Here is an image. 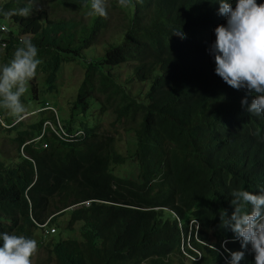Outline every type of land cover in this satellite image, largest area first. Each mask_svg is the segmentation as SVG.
I'll list each match as a JSON object with an SVG mask.
<instances>
[{
    "label": "trees",
    "instance_id": "1",
    "mask_svg": "<svg viewBox=\"0 0 264 264\" xmlns=\"http://www.w3.org/2000/svg\"><path fill=\"white\" fill-rule=\"evenodd\" d=\"M90 4L0 0V24L16 27L3 36L8 45L0 64L9 62L20 37L31 38L41 61V81L36 75L39 84L29 81L21 97L35 117L12 125L18 118L0 109L10 126L0 127L9 144L0 147V231L35 240L48 222L54 233H44L51 238L46 246L40 242L48 258L30 257L31 264H227L222 242L229 240L230 250L239 243L218 227L219 212L233 210L232 190L264 188V116L245 112V90L213 71L207 49L213 28L224 23L218 5L106 0L99 17L89 14ZM25 6L32 9L26 17L18 14ZM100 44L101 54L88 53ZM71 62H81L83 79L62 117L66 109L58 113L57 102L38 93H53L61 67ZM122 64L130 74L120 82L113 67ZM134 81L147 88L132 94ZM106 111L115 114L117 134L134 135L132 156L120 154L117 136L89 120ZM46 121L69 137L49 130L34 141ZM76 131L84 135L73 136ZM129 158L135 179L114 171ZM197 253L198 260L185 256ZM244 253L240 264L252 259Z\"/></svg>",
    "mask_w": 264,
    "mask_h": 264
},
{
    "label": "clouds",
    "instance_id": "2",
    "mask_svg": "<svg viewBox=\"0 0 264 264\" xmlns=\"http://www.w3.org/2000/svg\"><path fill=\"white\" fill-rule=\"evenodd\" d=\"M212 2L218 5L217 14L224 17V23L213 28L214 39L207 49L214 61L213 71L232 88L245 90L246 95L240 99L245 112L264 116V0ZM31 11V7L25 6L18 9V14L26 17ZM89 14L104 17L106 0H91ZM176 30L181 36L184 35L179 28ZM5 35L0 33V38ZM37 52V46L31 38L25 37L15 47L9 62L0 64V109L13 117L19 118L25 112L21 97L41 62ZM229 195L233 210L228 213L226 209H221L218 227L231 232V239L239 243V249H227L230 241L222 242L229 257L227 264H240L245 249L252 254V259L241 264H264V188L257 191L234 189ZM192 224L193 228L200 230L197 221H192ZM47 225L48 222L41 227L48 231L51 228ZM197 242L214 248L199 238ZM186 246L190 248L189 242ZM36 250L35 240L0 231V264H31L30 257ZM185 256L192 261L200 259V254L195 257L189 254Z\"/></svg>",
    "mask_w": 264,
    "mask_h": 264
},
{
    "label": "rangeland",
    "instance_id": "3",
    "mask_svg": "<svg viewBox=\"0 0 264 264\" xmlns=\"http://www.w3.org/2000/svg\"><path fill=\"white\" fill-rule=\"evenodd\" d=\"M5 24H6L7 28H9V29H15L16 28L15 25L12 24L10 21L5 20L4 25ZM0 33H1V31H0ZM3 33H8V31L3 32ZM0 39L5 41L4 38H0ZM7 45H8V42H7ZM6 48H7V46L5 48H2L0 46V59L5 56L4 49H6ZM102 52H103V48H102L101 44L98 45L97 47H95V51H88V53L90 55H95V54L99 55ZM83 71L84 70H83V66H82L81 62H77V63L71 62L69 64H66L63 67H61V69L58 73L57 80H56V89L53 91V93L48 92L46 90L45 91L43 90V92L38 93V94L41 93L45 98H47V100L50 103H53V100H55L57 102V104H54V106L57 109L58 113L60 112L59 107H61V109L65 108L66 109L65 111L61 110L62 117H68L69 100H71L74 97L75 90L78 87V85L80 84V81L83 79ZM113 71L117 77V80L120 82L124 81L127 78V76L130 74L129 67L124 65V64L113 67ZM40 73H41L40 69L36 71V75L38 76V81H41L40 80ZM36 75L32 79L37 84H39L37 79H35ZM147 85H148L147 83H141L140 81H134V82L128 83V90L131 91L132 94L137 95L138 91L140 89L145 90L147 88ZM27 86H28V84H26V87ZM28 109L29 108L26 106V110L22 114L23 116L25 115V117L21 121L28 122L31 118L35 117L33 115H35L37 113V111L27 113L29 111ZM48 109H52L54 111V108H52L51 106H49ZM0 115L2 117H4L3 114L0 113ZM77 119H78V117H77ZM114 119H115V114L110 113L108 111L104 112L101 115L93 114V115L89 116V120L91 122H93V124H99L100 130H106V131L111 132L117 136L116 150L120 154H122L124 156H132L134 154V151H135L136 139L132 133L125 134L126 131L122 130V129L117 134L115 131V126L111 125V123L113 122ZM89 120H88V123H89ZM117 126H120V124H117ZM7 141H8V138H7L6 134L3 132H0V147H2L3 144H6L5 147H7L9 145V144H7ZM0 160H1V157H0ZM114 171L119 176L126 177V178L127 177L133 178V179H135V177H137V174H138L136 166L134 165L132 158H129L128 161L121 166H115ZM85 205L88 207L90 204L86 203ZM44 233H47V235H48L49 233H51V234L54 233V231L48 230L47 232H45L42 230H37L35 232V241L37 243V250L31 256L34 263H37L39 261L45 262V260L48 258V255H47V252L45 251V249L43 247H40L41 241H42V246H46L49 243V241L51 240V238L49 240H48V238H44V236H43Z\"/></svg>",
    "mask_w": 264,
    "mask_h": 264
},
{
    "label": "built area",
    "instance_id": "4",
    "mask_svg": "<svg viewBox=\"0 0 264 264\" xmlns=\"http://www.w3.org/2000/svg\"><path fill=\"white\" fill-rule=\"evenodd\" d=\"M1 29H3V30H1L2 32H6V31H7V29L5 28V26H3ZM21 39H22V38H20V40H21ZM4 45L7 46V42H6V41H3L2 39H0V46H1L2 48H5ZM24 117H25V116L22 115L21 117H19L18 119H16V120L13 122L12 125H14V124H16L17 122L23 120ZM5 121H6L5 118L0 116V127H2V128H8V127H10ZM5 123H6V124H5ZM49 130H51V131L54 132L55 134L59 135L60 137H63V136H64V137H69V133H67V132L61 127V125H58V128H56V127H54L50 122H47V121H46V122L43 123V128H42V131H41L40 136L37 137L34 141H39V140H41L42 137H45L46 135H49V134H50V131H49ZM77 135H84V133H83L82 131H76V132H74L73 136H77ZM44 147H45V144L42 145V148H44ZM52 231H54V230H52Z\"/></svg>",
    "mask_w": 264,
    "mask_h": 264
},
{
    "label": "bare ground",
    "instance_id": "5",
    "mask_svg": "<svg viewBox=\"0 0 264 264\" xmlns=\"http://www.w3.org/2000/svg\"><path fill=\"white\" fill-rule=\"evenodd\" d=\"M3 26H5V28L7 29V31H8V28H7V26H6V24L4 25V24H0V29L3 27ZM1 31V30H0ZM1 33H3L2 31H1ZM45 108H47V107H45ZM48 108H49V106H48ZM52 110V109H51ZM1 116V115H0ZM25 116V115H24ZM2 117V116H1Z\"/></svg>",
    "mask_w": 264,
    "mask_h": 264
}]
</instances>
